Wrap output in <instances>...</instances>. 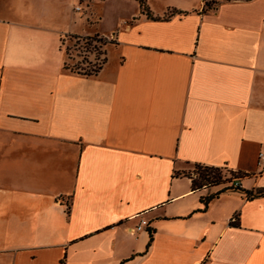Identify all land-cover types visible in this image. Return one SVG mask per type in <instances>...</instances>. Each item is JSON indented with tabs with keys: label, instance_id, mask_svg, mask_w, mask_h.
<instances>
[{
	"label": "crops",
	"instance_id": "crops-1",
	"mask_svg": "<svg viewBox=\"0 0 264 264\" xmlns=\"http://www.w3.org/2000/svg\"><path fill=\"white\" fill-rule=\"evenodd\" d=\"M144 1L0 0V264H264V197L184 174L264 188V0ZM69 34L107 38L96 74Z\"/></svg>",
	"mask_w": 264,
	"mask_h": 264
},
{
	"label": "trees",
	"instance_id": "trees-1",
	"mask_svg": "<svg viewBox=\"0 0 264 264\" xmlns=\"http://www.w3.org/2000/svg\"><path fill=\"white\" fill-rule=\"evenodd\" d=\"M141 3V13L146 14L150 18H152L151 13L148 11V6L146 5L144 0H140ZM69 39L70 41H79L83 40L86 45V52L92 54V58H89L86 54L80 55L82 57V60L77 61L75 64L71 65L69 62L70 59V49L69 47H65V61L64 66L69 69L73 73L82 74L85 76H91L96 74L99 70H101L106 63V51L104 49L105 44L107 43V38L102 37V35L96 34L94 36H82L77 34H69L67 35V38H65L63 45L65 41ZM96 43H99L97 45ZM222 168L226 167H214L210 165H204V164H195L194 170H190L188 172H184L185 176L193 179V187L194 189L198 188H205V187H212V186H219L222 185L223 187L214 194H207L206 196L202 197V202L204 203V208L208 206V204L214 200L222 191L227 190H236L243 192L248 199H253L255 197H264V188L259 189H251L246 190L241 187V183L236 184V181L239 180L240 175L235 176L231 181L227 182L223 181L222 176L218 171ZM227 171L233 172L232 175H234L235 171L229 170L226 168ZM236 173V172H235ZM150 226V225H149ZM151 233L150 237V244L153 241L152 236V229L149 230Z\"/></svg>",
	"mask_w": 264,
	"mask_h": 264
},
{
	"label": "rangeland",
	"instance_id": "rangeland-1",
	"mask_svg": "<svg viewBox=\"0 0 264 264\" xmlns=\"http://www.w3.org/2000/svg\"><path fill=\"white\" fill-rule=\"evenodd\" d=\"M76 5H79V9H77V7H74V16L71 14V18L75 19V23L73 25V27L79 29L82 25L80 24V22H82L84 19L86 21V19L89 16H92V13L94 11V4L91 7V9H89V5H87V3L85 2H81L79 3L78 1H76ZM79 22V23H78ZM97 45H99V43H96ZM86 45V43L83 40H79V41H70L69 39H67L64 43V47H69L70 49V59L69 62L71 65L75 64L77 61L82 60V57L80 55H84L86 54L87 56H89V58H92V54L86 52V47H84ZM191 170H194V166ZM218 173L221 174L223 181L229 182L231 181L235 176L240 175V173L238 172H234V175H232L233 172L231 171H227L226 168H222L218 171Z\"/></svg>",
	"mask_w": 264,
	"mask_h": 264
},
{
	"label": "built area",
	"instance_id": "built-area-1",
	"mask_svg": "<svg viewBox=\"0 0 264 264\" xmlns=\"http://www.w3.org/2000/svg\"><path fill=\"white\" fill-rule=\"evenodd\" d=\"M77 9H79V7H77ZM258 167H259V171H264V152H261L258 155ZM240 181L237 180L236 184H239ZM150 223L147 219H145L144 217L140 218L139 223L136 225V227L133 229V231H140V230H144L147 229L149 227Z\"/></svg>",
	"mask_w": 264,
	"mask_h": 264
}]
</instances>
